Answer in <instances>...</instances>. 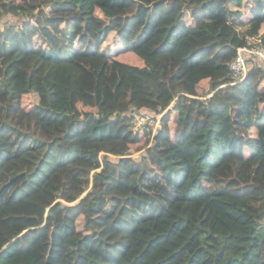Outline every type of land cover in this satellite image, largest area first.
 I'll use <instances>...</instances> for the list:
<instances>
[{
	"label": "trees",
	"instance_id": "trees-1",
	"mask_svg": "<svg viewBox=\"0 0 264 264\" xmlns=\"http://www.w3.org/2000/svg\"><path fill=\"white\" fill-rule=\"evenodd\" d=\"M7 15L19 19L0 30V264H264V62L240 83L230 70L249 37L264 48V0H0ZM112 31L119 58L100 52ZM194 41L207 60L190 64ZM143 108L162 114L145 141ZM211 118L224 144L190 182L186 145ZM64 137L75 156L37 178ZM105 149L119 160L103 163Z\"/></svg>",
	"mask_w": 264,
	"mask_h": 264
},
{
	"label": "rangeland",
	"instance_id": "rangeland-1",
	"mask_svg": "<svg viewBox=\"0 0 264 264\" xmlns=\"http://www.w3.org/2000/svg\"><path fill=\"white\" fill-rule=\"evenodd\" d=\"M48 10V9H47ZM100 14L102 15L101 11ZM20 18L28 19L29 17L27 15H22ZM18 17H13L10 15H7L0 19V30L3 28L4 25L9 24V21H17ZM191 20V19H190ZM195 50L192 53V59L188 63H196V62H204L207 59L202 56V53L200 51V47L197 45V41H194ZM197 45V46H196ZM44 45V41H42L39 37H36L35 39V47L40 48ZM100 52L103 54H108L111 57L119 58V55L122 56L125 51L123 47V43L116 31H112L108 37L106 38L105 42L102 44ZM191 54V51H190ZM189 54V55H190ZM190 57V56H188ZM75 77H74V84L71 88L72 94L75 92L76 89V82L79 78L80 71H75ZM234 86V85H233ZM209 83L208 81H204L202 83L203 89H208ZM26 93L23 96V104L26 108L31 109L38 105L37 97L35 96V93L33 91H30L28 89V86L24 88ZM212 94L208 95L211 96ZM77 113L80 114L82 112V107L78 106L76 108ZM129 116L133 115L132 110L128 112ZM138 116V118L141 119V117H144V121L142 123V127L135 130L141 133L139 134L143 141L147 139L150 132L152 134H155L157 130L161 126V118L162 114L156 113L154 110L149 108H143L140 110V112L135 113V117ZM138 127V126H137ZM253 136L255 135L254 132H252ZM224 144V138H223V129L220 127L218 120L216 118L210 119V125L208 128L202 130L201 132H198L196 134H193L191 139L186 145L187 152L190 156L192 167L191 172L189 176L190 182H201L204 183V181L208 178L209 175V168L216 162L214 158H216L221 153V145ZM131 149H135L137 145L130 146ZM223 152V151H222ZM76 153V147L74 145V141L70 140L67 137L61 138L54 142L53 148L49 150V155L47 156V159L42 164L40 170L37 172L36 177L37 178H44L47 175L50 174V172L61 162L67 161L75 156ZM124 153V152H123ZM122 153V154H123ZM145 153L144 150L136 151L132 156L136 160H140ZM121 154V153H120ZM121 154V155H122ZM101 158L103 163L106 161V157L111 158L112 160H119V156H116L115 153L112 154L110 151L105 149L101 153ZM168 172L170 174L175 175L178 174L180 169L173 167L171 165L166 166ZM105 171V169H104ZM206 182V181H205ZM188 184V183H187ZM187 186V185H186ZM185 185L183 187V190H186L187 188ZM182 190V192H183ZM196 187H194V190L189 195L193 196L196 192ZM185 192H183L184 194ZM185 195V194H184ZM84 220L81 219L79 222V228L83 229ZM81 250H84V248L79 247L76 251L78 253L81 252Z\"/></svg>",
	"mask_w": 264,
	"mask_h": 264
},
{
	"label": "built area",
	"instance_id": "built-area-1",
	"mask_svg": "<svg viewBox=\"0 0 264 264\" xmlns=\"http://www.w3.org/2000/svg\"><path fill=\"white\" fill-rule=\"evenodd\" d=\"M258 60L264 62V48L259 44L256 36H251L248 38V45L238 49L237 56L230 64L231 74L235 79L234 83L245 81L248 77L251 66ZM143 121L144 117H141L140 119L136 116L133 121L134 127L137 129L141 128Z\"/></svg>",
	"mask_w": 264,
	"mask_h": 264
}]
</instances>
